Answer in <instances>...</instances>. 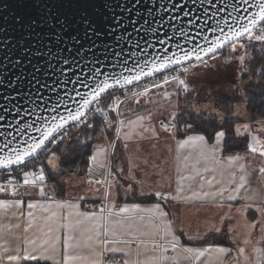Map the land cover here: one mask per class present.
<instances>
[{
  "label": "snow or ice",
  "instance_id": "6c2138e0",
  "mask_svg": "<svg viewBox=\"0 0 264 264\" xmlns=\"http://www.w3.org/2000/svg\"><path fill=\"white\" fill-rule=\"evenodd\" d=\"M221 4L218 7L216 0H147L145 7L143 0H16L14 5L0 6L8 13L6 19L12 20L18 34L4 38L0 48L12 44L19 53L12 61L15 74L9 76L7 64L0 65L3 73L0 75V169L19 170L23 184L38 188L39 194L45 196L51 173L67 159L73 144L82 145L86 167L106 154L108 175L112 177L108 187L123 188L126 196L136 195L135 185L141 181L132 174L125 176L122 166L113 168L112 161L117 158L118 143L130 138L126 129L151 122L155 112L144 105L157 103L150 95L153 90H162L165 101L180 93L187 94L190 82L203 70L214 68L217 60L226 66L237 61L241 73L255 75L246 63L248 45L244 41L261 42L264 48V0H232L230 5L227 0H221ZM184 21L190 27L186 28ZM168 29L173 35H169ZM226 48L230 50L228 56L223 55ZM238 49L244 50L243 54L233 55ZM259 71L264 74V65ZM243 87L241 80L236 85L241 96ZM127 100L135 102L143 111L126 124L127 109L121 106ZM218 119L220 130L203 129L195 135L188 133L196 131V126L177 120L175 115L171 127L163 123L161 127L174 136L187 134V139L180 141L181 146L189 141L201 142L214 158L222 138L229 135L223 125L230 117L219 113ZM98 122L102 125L100 132L89 135L96 133ZM230 129L237 139L245 142L251 139L246 149L264 165V139L261 138L264 119L254 124L234 122ZM106 134H114L107 147L97 145L94 151L89 150L97 136ZM152 135H157L155 129ZM75 155L78 157L80 152L77 150ZM240 167L243 169L244 165ZM260 171L264 172V167ZM125 180L134 183L125 185L122 183ZM224 191L203 195L223 197ZM181 192L180 187L175 189V194L167 195L161 190L145 194L141 189L144 198H159L148 211L158 212L162 222L169 213L161 203L176 200ZM108 195L106 192V198ZM199 195V192L192 193L193 197ZM138 210H141L139 204L120 208L122 213ZM258 211L264 212V208ZM170 227L169 221L166 237H171L175 248L180 245V237ZM200 239L203 242L206 235ZM39 251L25 249L18 255H9L8 260L39 264L40 260L47 259L38 256ZM110 251L116 253L122 249L116 247ZM112 264L126 262L112 261Z\"/></svg>",
  "mask_w": 264,
  "mask_h": 264
},
{
  "label": "crops",
  "instance_id": "0c3cea01",
  "mask_svg": "<svg viewBox=\"0 0 264 264\" xmlns=\"http://www.w3.org/2000/svg\"><path fill=\"white\" fill-rule=\"evenodd\" d=\"M158 97H154L157 103L147 108L160 109L159 105L166 103ZM177 104L175 100L173 105ZM121 107L127 109L126 118L139 109L131 100ZM161 124L149 127L148 136L131 134L129 139L119 142L113 168L122 166L125 176L132 174L141 184L135 185L136 195L127 196L123 188L108 187L105 212L84 207L86 200H99L103 189L100 186L86 188L83 173L75 171L65 176V189L60 196L54 186V197L48 196L50 188L47 186L46 195L41 196L38 188L24 185L23 178L17 194L0 193V264H20L10 262L8 256L18 255L25 249L29 252L39 249L36 254L47 257L39 264H112V261L126 264H264V214L258 211L264 207V172L260 171L264 165L248 150L225 153L223 138L214 158L199 141L181 146L180 141L186 140L187 134L176 137L165 133ZM171 124L169 120V127ZM153 129L157 132L155 136ZM248 143H251L250 138ZM147 145H151L152 154L148 150L140 151ZM101 146L107 147L106 144ZM95 148L96 145L92 151ZM97 162L108 164V160L103 164L100 158ZM241 176H244L243 181ZM122 183L134 182L125 180ZM177 187L182 189L180 197L161 203L169 213L167 220L162 222L158 212L148 211L159 198L143 199L141 189L145 194L161 190L167 195L169 192L175 194ZM220 189L225 190L223 197L203 195ZM193 192L200 195L193 197ZM229 195L233 198L228 199ZM29 204L34 207L29 208ZM132 204H139L141 210L120 212V208ZM169 221L170 230L180 237V245L175 248L171 237H166ZM222 232L231 246L201 242L200 238L205 235ZM116 247L122 251H110ZM187 248L193 251H186ZM221 248L224 251H220Z\"/></svg>",
  "mask_w": 264,
  "mask_h": 264
},
{
  "label": "trees",
  "instance_id": "16d2710c",
  "mask_svg": "<svg viewBox=\"0 0 264 264\" xmlns=\"http://www.w3.org/2000/svg\"><path fill=\"white\" fill-rule=\"evenodd\" d=\"M247 45L248 55L246 56V63L249 68L255 72L253 75L249 73H241L238 68V77L236 78V85H238L241 80L244 82V95L241 96L239 89L234 88L233 90L226 86V88L218 90L214 96V107L219 109L220 113H224L226 117H230L227 121L224 122V129L228 130L229 135L227 138H223V150L225 153H243L246 149V143L242 139H237L231 135L230 125L232 123H238L240 121V116H236L232 113L233 105L235 103L243 102L245 104L244 114L249 117L250 120L255 119H264V74H262L259 69L264 65V48H262L261 42L258 41H244ZM227 49V48H226ZM226 49L223 52L224 56H228L229 52ZM244 52V50H243ZM195 91L192 90L190 93L184 94L181 93L178 97V105L181 107L182 112L178 115L179 121H187L193 123L196 126V131L192 133H199L203 129H208L211 131L213 128L216 130L219 129V119L218 115L211 111H196V108H192V102L196 99ZM190 104L191 107L187 104ZM199 113V116H197ZM100 127L102 125L98 122L96 126V133H89V135L96 136L100 132ZM189 134V133H188ZM108 136L113 134H107ZM186 134H177L176 137H182ZM83 139V137H81ZM98 141V136L94 139L89 145V150H92L93 144ZM80 152V155L77 157L75 155L76 151ZM84 151L83 146H76L73 144L72 148L69 149V154L67 159L60 164V167L57 171L51 173L48 180L53 184L57 195H62L65 189V176L72 171H75L78 174H82L85 170L84 163ZM143 199H145L143 197ZM148 199H153V197H148ZM215 242L217 244H222L225 246H231L230 241L228 240L225 233L220 234H209L206 236V239H203V242Z\"/></svg>",
  "mask_w": 264,
  "mask_h": 264
},
{
  "label": "rangeland",
  "instance_id": "374dc122",
  "mask_svg": "<svg viewBox=\"0 0 264 264\" xmlns=\"http://www.w3.org/2000/svg\"><path fill=\"white\" fill-rule=\"evenodd\" d=\"M228 50V52L230 51L229 49H226V51ZM243 54V50L242 49H238L236 53H234L233 55H241ZM215 63V67L211 68V69H205L201 72V74L194 78L190 84H189V88L190 91L188 93H190L192 90L195 91V97L196 99L193 100L192 104V108H196V111H203V110H207V111H211L213 113H215L216 115H218L219 109L214 107V96L216 95V92L218 90L224 89L226 88V86H229L232 90L234 88H236V78L238 77V68H239V64L237 61H234L231 65L226 66L222 60H217ZM160 91L161 94L157 95L156 93ZM169 91H171V89L169 88ZM181 94V93H180ZM180 94L178 96H172L169 100L165 101V100H161L164 103V108H160L158 109L157 107H151V109L155 112V115L152 117L151 122H149L150 124L146 126V124L148 123V121L143 122V125L137 124L135 126H133L131 129H127L126 131L130 132L131 134H135L136 137H139V134H144L145 136H148V134H150L149 131V127H160V122L163 124H168V121L171 120L172 121V117L175 115L176 119H178V115H180V113L182 112V109L179 108L181 107V105L179 106L177 104V106L173 105V102L175 100H178V97L180 96ZM152 95V98L154 99V97H158L160 96V98H162V90H153V92L150 94ZM157 95V96H156ZM159 98V97H158ZM126 102V101H125ZM150 106V105H148ZM179 106V107H178ZM145 108H147V104L144 105ZM244 107L245 104L243 102L241 103H235L233 105V109H232V113L236 116H240V121H247L249 122V117L247 115L244 114ZM174 108L176 110H174ZM141 109V110H140ZM188 109V106L185 108ZM143 109L139 108L134 110L131 113V116L129 118H126V124L127 121L130 120H135L136 119V113H140L142 112ZM175 111V112H174ZM167 115L168 118H163L166 117ZM247 116V117H245ZM259 119H255V120H250L249 123L254 124L255 121H257ZM239 121V122H240ZM173 122V121H172ZM220 122V121H219ZM101 128V127H100ZM147 128L148 130L145 131L144 129ZM114 138V134L110 136L106 135H99L98 136V141L96 143L93 144V146H97V145H103L106 144L108 145V143L106 141H109V143L113 140ZM119 144V143H118ZM151 145H147L144 146L142 149H140V151L144 150H148V152H150L152 154V148ZM118 151V148H117ZM147 153V152H146ZM100 158V161L105 164L108 160V157L106 154L100 155L98 156V159Z\"/></svg>",
  "mask_w": 264,
  "mask_h": 264
},
{
  "label": "built area",
  "instance_id": "2783aa9c",
  "mask_svg": "<svg viewBox=\"0 0 264 264\" xmlns=\"http://www.w3.org/2000/svg\"><path fill=\"white\" fill-rule=\"evenodd\" d=\"M143 100V98H141ZM98 162L91 163L89 162L87 167L85 166V170L82 175L83 185L86 188L100 186L103 189L102 197L99 200H86L84 201V207L89 209H100L102 212L106 211L107 206V198L105 193L108 188V184L112 183V177L108 175V167L107 164L105 167H100ZM29 170H31L29 168ZM22 172L19 170L13 171L12 169H0V193L3 194H17L20 186L22 184ZM262 178L264 179V173L262 174ZM96 181H101V183H96ZM46 186L50 188L48 192V196H55V192L53 190V184L47 180Z\"/></svg>",
  "mask_w": 264,
  "mask_h": 264
},
{
  "label": "water",
  "instance_id": "95a60500",
  "mask_svg": "<svg viewBox=\"0 0 264 264\" xmlns=\"http://www.w3.org/2000/svg\"><path fill=\"white\" fill-rule=\"evenodd\" d=\"M134 2V0H133ZM16 3V0H0V6L4 4L8 5H14ZM144 6L147 7V0H143ZM227 3L230 5L232 3V0H227ZM217 6H222L221 0H216ZM228 11H231L230 7L228 8ZM226 15V13H225ZM233 16L236 14L233 13ZM8 16V13L6 11H3L2 7H0V29H3V31H0V44H3V40L6 37L12 36V37H17L18 34L14 31L13 28V23L10 18L6 19ZM185 27H190V25L187 24L186 21H184ZM169 35H173V32L171 29H168ZM211 35V34H209ZM12 43H15L13 40ZM18 51L12 47V44H9L7 48H0V65L7 64V68L10 70L9 71V76L15 74L16 69L12 68V61L16 58L18 55ZM5 57H7V60H5ZM0 75H3L2 72H0ZM7 79V77H5ZM264 208V207H263ZM264 214V212H263Z\"/></svg>",
  "mask_w": 264,
  "mask_h": 264
}]
</instances>
